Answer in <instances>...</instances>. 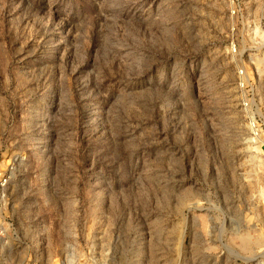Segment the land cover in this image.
Wrapping results in <instances>:
<instances>
[{
    "label": "rangeland",
    "instance_id": "rangeland-1",
    "mask_svg": "<svg viewBox=\"0 0 264 264\" xmlns=\"http://www.w3.org/2000/svg\"><path fill=\"white\" fill-rule=\"evenodd\" d=\"M98 260L264 264V0H0V264Z\"/></svg>",
    "mask_w": 264,
    "mask_h": 264
},
{
    "label": "built area",
    "instance_id": "built-area-1",
    "mask_svg": "<svg viewBox=\"0 0 264 264\" xmlns=\"http://www.w3.org/2000/svg\"><path fill=\"white\" fill-rule=\"evenodd\" d=\"M231 48H232V52H233L234 49H233V47H231ZM238 75L242 78L243 77L242 71H239L238 72ZM240 87L243 88L244 87V84L240 83ZM250 130H251L252 138L253 139H259V135H258L259 134V131H258V128L255 125L252 124ZM28 264H42V263L39 262V261H31ZM59 264H69V263L61 262ZM93 264H109V263L106 260H98V261L94 262Z\"/></svg>",
    "mask_w": 264,
    "mask_h": 264
}]
</instances>
